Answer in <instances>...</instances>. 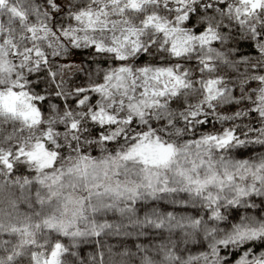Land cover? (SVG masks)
Returning a JSON list of instances; mask_svg holds the SVG:
<instances>
[{
    "label": "snow or ice",
    "instance_id": "obj_1",
    "mask_svg": "<svg viewBox=\"0 0 264 264\" xmlns=\"http://www.w3.org/2000/svg\"><path fill=\"white\" fill-rule=\"evenodd\" d=\"M117 3L118 0H43V3L32 0L28 11H19L8 0H0V7L8 5L9 11L21 21L19 35L11 27H0V76L13 70L9 57L14 56L20 59L21 66L28 64L32 71L45 68L50 79L63 77L66 70H73V62L57 61L53 66L52 58L67 55L68 43L89 47L97 55L110 53L116 61L106 67L95 66L97 72L102 70V78H95L89 71L86 85L69 88L77 95V104L85 107L90 121L110 127L86 137L87 144L99 146V156L78 151L75 158L69 157L73 162L67 166V175L75 178L73 187L80 178L86 181L91 189L87 197L59 191L63 187L60 184L65 174L63 169L37 177L50 180L52 195L63 196L67 216L46 219L44 224L74 238L89 233L98 236L105 229H119L121 224L118 220L91 219L86 220V229H80L75 221L84 216L86 208L90 207L93 212L114 209L123 216L135 214L142 200L166 199L173 207L167 211L153 208L144 212L143 219L134 221L168 229L169 238L159 245L162 251L159 264H264V152L246 156L232 154L233 149L239 153L246 145L264 148V69L257 70L260 66L256 62L264 58V31L250 21L252 14L264 10V0H242L244 6L235 9L242 34L253 44L251 54H241L235 47L229 52L213 47L218 42L230 43L229 34H221L210 21L202 18L197 24L196 8L189 5V0H176V15L171 22L158 13L144 18L143 24L169 38L174 55L192 51L193 41H199L202 54L197 60L201 72L214 68L215 59L221 56L245 69L243 75L201 77L199 98L195 102L185 95L193 79L189 69L180 64L139 66L136 71L145 76L142 90L138 95L135 89L129 94L128 80L134 77L128 59L141 49L147 52L154 41H144L134 24L120 31L115 29V12L110 20L109 9ZM128 3L131 8L140 7V0H128ZM203 6L211 8L212 4L205 2ZM182 24L194 27L186 28ZM110 29L112 34L105 39L103 33ZM231 53H235L234 59ZM225 80L229 82L222 83ZM64 83L63 78L57 81L58 95L64 94ZM13 84L16 87L0 90V111L11 108L14 115L36 122L40 118V111L33 103L36 97L19 79ZM114 89L122 90L119 105L126 110V115L117 114L115 102L113 109L103 105L104 98L111 96ZM90 93L100 99L88 107L92 101ZM164 97L171 98V104H178L186 126L200 127L199 133L178 145L148 124L143 130L133 131L132 139L128 140L127 127L137 118L144 123L150 107L158 109L153 113L156 119L164 117L168 126L175 123L172 119L175 112L170 110V102ZM205 124L207 128L203 127ZM69 127L78 132L81 121L71 119ZM51 133L49 129L45 136L51 139ZM120 136L126 141L123 146L107 151ZM79 139L74 137L73 143ZM16 154L34 160L40 168L53 164L57 156L48 150L43 139L30 141L28 147L20 145ZM11 155L0 150V160L9 169ZM93 200L94 203H85ZM197 204L199 210L195 213L178 211L176 207ZM0 229L21 233L18 245L0 256V264H16L17 258L24 254L21 246L35 243L24 238L31 235L28 225L10 221L0 225ZM177 236H182V240L176 239ZM67 251L63 242L56 240L42 259L38 251H32L31 264H64L63 255ZM116 255L110 254V264H124V252L119 254L120 259ZM142 260L143 264H157L147 253ZM100 261L103 264V252Z\"/></svg>",
    "mask_w": 264,
    "mask_h": 264
},
{
    "label": "clouds",
    "instance_id": "obj_2",
    "mask_svg": "<svg viewBox=\"0 0 264 264\" xmlns=\"http://www.w3.org/2000/svg\"><path fill=\"white\" fill-rule=\"evenodd\" d=\"M175 2L176 0H140L139 8H131L129 6L128 0H118L117 4H114L109 9V19L113 18V12H115V29L117 31L125 29L128 25H135L142 36L144 41H154L149 47L147 52L143 49L133 54L129 59L128 63L133 66V78L128 80L129 94L131 90L135 89L137 95L139 91L142 90L145 76L143 73L136 71V69L145 64L149 63L152 65L157 64H180L187 69H189V76L193 79L192 87L188 90L185 95L192 97L191 102H195L198 96V89L201 77L223 75L225 77H231L237 74H246L245 69L239 67L236 63L230 62L228 57L221 56L215 59L214 68L200 71V64L198 63L197 57L202 54V49L199 41H193L192 51L184 53L183 55H174L170 51V44L168 43V37H165L160 31L156 30L150 25H145L142 23L144 18L150 13H158L161 18L171 22L175 18ZM208 2L212 4L211 8L204 7V3ZM189 5L196 8L195 17L197 18V24L200 23L202 18L205 21H210L215 28L221 33L229 34L230 43L218 42L213 47H218L223 49L225 52H229L232 47L239 50L241 54H251L254 52L253 44L249 39H246L242 34L241 26L237 23L235 9L243 7L242 0H189ZM231 6V7H230ZM250 21L256 23L260 26L261 30L264 31V10H260L257 13L252 14ZM183 27L193 28L191 24H182ZM112 34V29L103 33L105 39L109 38ZM163 44L164 47L160 45ZM68 54L59 55L53 57V66L58 61L63 63L64 60L73 62V70L75 74L68 78L66 73L63 77L57 76L55 80L50 79L47 75L45 68H41L38 71L30 70L28 64L21 66V61L18 59L13 62V58L9 57V60L14 64L13 70L10 73L0 76V90H6L9 87H16L13 84L14 80L19 79L23 87L31 92L35 99L33 103L37 105L40 111V120L34 125V138L43 139L45 146L49 151L56 152L57 156L54 159L53 164L49 166V171L56 172L63 169L64 162L67 159V154L71 151H88L92 155L99 156L101 154V149L98 145L93 146L86 143V137L92 136L99 132L102 128L107 131L108 125H99L88 119L86 115V109L82 105L77 104V95L69 91V88L75 85H86L89 80L88 72L94 73L95 78H102V70L100 72L96 71V65L99 64L103 67L113 65L116 63L115 58L110 54L97 55L95 51L89 47H74L71 43H68ZM91 54L98 59L88 60L87 56ZM233 59L235 53L230 54ZM259 54H256L258 57ZM104 57H107V62L105 63ZM79 61V63H76ZM256 62L259 64V69H264V58H258ZM46 67V66H45ZM79 69V70H77ZM248 71H251L249 69ZM64 79L65 83L63 85L64 94L58 95L60 89L57 88V81ZM225 80L222 83H228ZM122 90H113V94L109 97L104 98L103 105L105 108L113 109V103L115 102V109L117 114L126 115L127 112L119 105V101L123 99ZM92 96V101L88 105L91 107L95 104V100L100 99L95 93H90ZM183 98V97H182ZM163 99L171 101V98L164 97ZM170 110L175 112L172 119L175 121L171 126L167 125V120L164 117L156 119L153 113H156L158 109L156 107H150L146 110L144 123H141L137 118L135 122L130 123L127 127L129 133L128 140H131V133L133 131L143 130L148 124H151L154 128L159 130L161 134L167 138L173 140L176 144L181 145L183 141L187 138L194 137L201 130L200 127L193 125L192 128L186 126L184 119L181 117L178 111V104H171ZM71 119H77L81 121V128L78 132H73L69 127V122ZM204 128L208 127V124L203 125ZM49 129H52L51 139L45 136V133ZM87 129V131H85ZM79 136L80 139L73 143L74 137ZM123 136L118 137V140L106 150L111 151L113 147L123 146L125 143ZM79 146V147H77ZM218 151V150H215ZM264 152V148L253 145L251 147L244 146L243 149L237 153L233 149V155H249ZM23 169H21L22 171ZM122 174V173H121ZM75 178L67 176V182L69 187L73 189H79L82 193L88 195L91 190L83 178L79 179V182L73 187V182ZM150 203H152L150 201ZM155 203L161 204L162 207L168 208L170 205L163 204L162 201H155ZM141 208L147 207L148 205L141 203L139 205ZM173 207V205H171ZM178 211H192L196 212L199 210V205L189 206L187 208H177ZM163 235V234H162ZM150 239V238H145ZM176 239L182 240V236H177ZM121 244L127 245L130 250V255L124 260V264H143L142 257L145 253L152 255L155 258L154 261L159 264L161 261V256H157L158 246L153 245L147 249L136 248L135 242L132 240L121 241ZM91 247V246H86ZM91 264H101L99 260H93ZM103 264H109L108 258H105Z\"/></svg>",
    "mask_w": 264,
    "mask_h": 264
},
{
    "label": "trees",
    "instance_id": "obj_3",
    "mask_svg": "<svg viewBox=\"0 0 264 264\" xmlns=\"http://www.w3.org/2000/svg\"><path fill=\"white\" fill-rule=\"evenodd\" d=\"M8 3L15 5L19 11H25L22 6L26 3L30 6L32 0H8ZM7 8L8 5L0 7V24L6 22L1 27L13 26L12 28L15 27L14 29L17 30L14 34L19 35L21 21L12 12L5 14L4 11ZM8 21L10 22L8 23ZM16 21L19 24H15ZM10 57L13 58V62L19 59L14 56ZM87 59L95 60L98 57L89 54ZM103 59L106 63L107 58L104 57ZM76 86L80 85L73 87ZM34 140V129L31 130L27 123L0 111V150L3 152H11L12 154L10 157L12 159V167L10 169L0 160V225L10 221L21 225H28V231L31 235L25 236L24 238L35 241L34 244H24L21 246L24 249V254L17 258L16 264H31L30 253L32 251H38L42 259L50 245L56 240H61L68 250L63 255L64 264H91L93 260L100 261L101 252L104 253V259L108 258L109 264L110 254H117L116 258L120 259L119 254L123 251V259L125 260L131 253L127 245L121 244V241H127L129 239L135 242L136 248L147 249L156 245L158 246L157 256L162 254L159 245L163 240L169 238L168 229L138 224L134 223V221L143 219L144 212L153 208L160 211H167L172 204L171 201L166 199L162 200V202L163 204L170 205L168 208H164L161 204L155 203L157 201L155 199L142 200L140 204L148 205L146 208L139 207L135 214H125L123 216L114 209L93 212L90 207L86 208L84 216L75 221L76 227L80 229H86V220L91 219H96L97 221L102 219L118 220L121 224L119 229H105L98 236L89 233L74 238L65 232L58 231L55 227H49L44 224L46 219L53 217L65 219L67 216L65 214L63 196L52 195L49 179H37V177H46V174L52 173L49 171V166L52 164L40 168L34 160H30L27 156H18L16 154V149L20 145L23 144L25 147H28L30 146V141ZM77 154L75 151L67 154V159L63 166L65 174L60 178V184L63 187L59 191L61 193L72 192L76 196L87 197V194L82 193L79 189L69 187L67 182V166L73 162L69 157L75 158ZM21 169L23 170L21 171ZM85 203H94V200L85 201ZM176 207L183 208V206L179 205ZM20 240V231L11 232L0 229V242H3L0 245V256L6 255L7 251L13 245H18ZM149 255L155 260L156 257L152 253H149Z\"/></svg>",
    "mask_w": 264,
    "mask_h": 264
},
{
    "label": "rangeland",
    "instance_id": "obj_4",
    "mask_svg": "<svg viewBox=\"0 0 264 264\" xmlns=\"http://www.w3.org/2000/svg\"><path fill=\"white\" fill-rule=\"evenodd\" d=\"M40 2H43V0H40ZM22 8H24L25 9V11L26 10H28L29 9V6H28V4L26 3L24 6H22ZM5 12V14H9L10 13V11H9V8H7V10H5L4 11ZM10 21H8V23H9ZM6 22H4V23H2V24H5ZM7 23V24H8ZM19 24V22H17L16 21V23L15 24ZM2 24H0V27H1V25ZM9 25V24H8ZM3 28H9V26H7V27H5V26H2ZM13 27V26H12ZM11 27V28H12ZM15 28V27H14ZM14 28H12V29H14ZM15 32H17V30L16 29H14V33ZM107 58V57H106ZM63 63H65V64H67L68 63V61L67 60H64L63 61ZM76 63H79V61H76ZM65 73L68 75V78L69 77H71L72 75H74L75 73L74 72H69L68 70H66L65 71ZM3 113H6V114H10L11 116H14L15 118H17V119H19V120H22L23 122H25V123H27V125L29 126V128L32 130V129H34V125L36 124V122H38L39 120H40V118L36 121V122H30V118H29V120H25L24 118H21L18 114L17 115H14L13 114V109H11V108H9L8 110H5V111H2Z\"/></svg>",
    "mask_w": 264,
    "mask_h": 264
}]
</instances>
